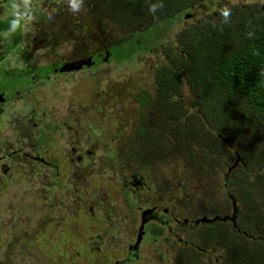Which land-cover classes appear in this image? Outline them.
<instances>
[{
    "label": "rangeland",
    "instance_id": "374dc122",
    "mask_svg": "<svg viewBox=\"0 0 264 264\" xmlns=\"http://www.w3.org/2000/svg\"><path fill=\"white\" fill-rule=\"evenodd\" d=\"M155 1L156 4L165 2V0ZM204 1L196 0L195 4L191 6L190 12H183L180 19H172V22L163 19L168 15L167 5L163 4L165 9L164 7L158 8L156 14L150 12L148 8L140 11H123L125 14L147 13V16H138L139 18L134 22L131 20L132 17H128L124 27L114 24L112 20H107V26L110 29L108 27L100 29V24L96 20L97 11L106 13L111 11L107 6L108 1L99 0L97 3V0H84V17L90 18L96 28H91L90 23L84 29V41L86 45H90L92 37L95 39L96 36L104 37L106 40L104 44L110 52L109 60L100 62L97 59L94 67L88 65L78 73L68 75L52 74L48 67L45 68L46 71H41L37 67L48 64V62L58 61L60 55L64 58L67 57L73 47L71 39L60 45L61 47L53 48L51 42L49 45H41L39 41L32 44L24 42L23 45L28 47L29 55L26 59H23L22 49L20 57L19 55L15 56L12 52L3 53L7 43L10 42L9 48L15 43L12 36L17 33L18 20H16V24H13L11 20L10 27H7L8 21H5L4 18L11 14V11L1 3L0 56L3 55L4 59L3 56L0 59V89L6 90L11 96L15 91H18L19 97L14 94L16 98L3 105L4 112L0 115V156L6 147L12 150L21 148L23 143L34 144L36 138L27 141L18 136L19 131L26 132L27 129H30L29 132L32 131L33 123L44 128L46 123L51 120L63 117L69 108L78 110L83 106L84 124H88L95 118L100 122L101 117L104 118L106 114L103 113V110L107 113L117 112L119 114L123 110L136 108L135 93L142 92L154 96L157 90L154 87L152 72L166 60L161 53L178 39V34L185 27L195 22L206 24V21L211 19L206 15L198 16L200 11H203ZM227 1L249 7L264 3V0ZM47 3L49 4V1ZM22 5L25 7L23 3ZM144 5L147 6L148 2L146 1ZM35 6V9H40V4ZM121 6L124 9L125 4L123 3ZM79 11H73V13ZM212 11H215L214 8ZM212 16L219 18L216 14ZM34 19L33 15L29 19H23L24 29L33 31L31 23ZM84 21L88 20L84 18ZM6 28L8 29L5 30ZM90 29L97 30V33H93L94 31L92 32ZM144 29L146 31H143ZM138 31H143V35L145 33H147L145 35H152L151 32H153L151 46L158 49L157 54L151 48H146L136 51L129 58L127 57L130 40L124 39L134 40L138 36L136 34ZM74 34L78 33L74 32ZM89 40L91 41L88 42ZM34 72L41 76L35 75ZM47 73H49V79L42 77ZM189 96L188 93L184 97V104H189ZM37 103L40 104V107L36 105ZM32 106L36 109L35 112H31ZM97 108L102 110L100 114L96 112ZM43 111L47 113L46 117L42 116ZM91 111L93 114L89 115ZM196 114L201 116L202 111H198ZM29 118L32 119V122L29 121ZM126 119L129 120L127 116ZM194 122L196 126H200L198 119ZM54 130L50 129L46 132L44 141L39 145V151L46 157L52 156L57 159L59 171L56 176V184L51 182L53 174L50 170L46 174L41 170L42 168L34 166L32 174H30L26 165L18 161L16 163L6 162L11 167L10 177L2 175L0 172V264H167L164 258L165 248H170L174 252L176 250L174 247L179 246L177 239L171 236L164 223H156L153 228L150 225L145 227L146 221L144 220L145 228L140 229L142 220L137 207H145V203L139 199L135 206L133 205V197L128 188L121 184V178L122 175L127 176L133 170L144 171L145 167H148L147 170L152 171H146L144 175L152 188L161 192L160 189L170 186V191H173V195H175L178 188L175 184L177 179L175 175L179 173L181 175L183 167H186L188 162L185 160V150L169 143L170 151L167 152V155L165 154L166 157L163 158V161L157 162L155 155L150 153V156L139 155L137 161H131L127 165L124 152L127 153L129 150V142L116 143L118 146H111L106 151L100 147H95L93 150L96 142L91 145L93 148L88 154H85V151L90 148L84 143V161L70 164L69 150L67 151L64 138H58V132ZM78 132L80 131L78 130ZM88 132L84 131V139L88 138ZM32 134L37 135V132ZM73 134H75L74 131ZM62 135L69 134L63 131ZM179 140L175 137V142ZM221 140L224 141L223 147H226L227 140L230 141L228 138ZM213 146L202 145L195 156L193 153L191 156L197 163L201 162V158H203L207 159L213 168L216 165L218 167L223 152L211 150ZM256 149L261 148L257 147ZM26 150L28 151V149ZM257 152L251 154L252 159L264 158V149ZM181 159H183V164H181ZM143 163H145L144 166H142ZM253 165L254 167L264 166V159H260L259 165L256 163ZM202 167L200 166V169L195 171H199L198 176L202 174L200 183L206 180V176L202 173ZM123 168L127 169L122 170ZM223 171L224 168L221 169V172ZM192 176V174L191 177L185 176L189 179L185 182L188 188L199 186L196 182L198 177L193 179ZM211 184L213 185L214 182ZM242 184L244 186L248 184L249 189L255 191L252 195L256 201L263 200L259 207V214L264 216V196L261 194L262 191L264 192L263 187H256L252 183H248L245 176L242 178ZM215 196L209 200L212 201ZM260 196H263L262 199L259 198ZM169 197L170 195L163 205L175 211L173 205L170 204L172 199ZM216 203H212V205L214 206ZM187 204L188 206L192 205L188 202ZM256 211L254 214H257ZM92 213H98L99 217H94ZM255 216L257 218V215ZM161 219L169 220V224H172L171 217L167 215ZM256 224L261 231L259 236H264V225L259 222ZM242 225L248 230L256 229L254 223L244 222ZM138 228L139 231L142 230L140 236L144 235L140 244L141 251L139 250L137 258L128 259L125 247L134 243ZM104 233L109 235L105 236ZM110 234L116 238H122L121 241L124 244L122 245L121 241L117 246L111 245L112 242L108 243L109 238L113 239ZM100 235L103 239L102 242L96 240ZM181 235L185 237V240L188 238L186 231H182ZM94 238L95 240H93ZM164 238L167 240L165 241ZM89 239L92 242L88 241ZM254 241L252 239V244L247 246L243 243L241 250L247 251L252 247L254 249L257 245L264 248V241L258 240L256 243ZM200 246L208 247L203 245L201 238ZM180 252L183 254H178L181 263H186L187 259L185 258L192 260L193 253L191 251L181 249ZM201 257L200 253L197 255V259L194 258L197 264H203ZM216 259L215 255L208 260L212 262Z\"/></svg>",
    "mask_w": 264,
    "mask_h": 264
},
{
    "label": "trees",
    "instance_id": "16d2710c",
    "mask_svg": "<svg viewBox=\"0 0 264 264\" xmlns=\"http://www.w3.org/2000/svg\"><path fill=\"white\" fill-rule=\"evenodd\" d=\"M107 1L108 8L116 10V13L107 11L103 14L101 28L105 27L107 16L114 24L124 27L128 17H132L134 22L138 16L145 17L147 13L125 14L123 11L147 10L156 4L155 0ZM146 1L147 6L144 5ZM195 1L165 0L163 4L167 5L168 15L163 19L168 22L180 19L183 12H190ZM202 5L203 11L198 16H209L212 21L207 20L206 24L195 22L185 27L178 34V39L161 53L166 60L152 72L157 90L155 95L135 93L136 108L119 114L103 110L106 114L100 122L97 118L90 120L94 124L88 132L89 146L97 142L94 147L106 151L111 146H118L116 143L129 142V150L124 152L129 165L141 154L150 156L152 153L157 162L163 161L170 151L169 143L182 147L187 161L195 160L193 156L202 145H214L211 150L225 153L227 151L222 149L226 147H223L221 139L228 138L230 141L226 142L232 145L233 153L251 157L247 158L245 167H254L253 163L259 165L260 159H264L251 160V154L264 149V3L243 7L227 0H205ZM224 9L230 10L227 20L222 15ZM143 31L136 32L138 36L134 40L124 39L130 40L128 58L146 48L158 53V49L151 46L153 32L152 35H143ZM188 93L189 104H184ZM198 111H202L201 116H197ZM96 112L100 114L102 110L97 108ZM196 119L200 126H196ZM136 134L141 138L147 136L149 140H136ZM175 137L180 140L175 142ZM182 160L181 164L184 163ZM247 198L255 201L251 193ZM255 215L250 221L264 225V216L258 214L256 218ZM221 221L202 225L200 236L204 244L214 250L219 260L216 263L244 264L245 260L239 259L243 243L238 238L239 234L234 229L228 230L227 222ZM185 264L194 263L188 259Z\"/></svg>",
    "mask_w": 264,
    "mask_h": 264
},
{
    "label": "flooded vegetation",
    "instance_id": "af4514ba",
    "mask_svg": "<svg viewBox=\"0 0 264 264\" xmlns=\"http://www.w3.org/2000/svg\"><path fill=\"white\" fill-rule=\"evenodd\" d=\"M47 1H49V4ZM98 2L99 0H97V3ZM1 3L11 11V14L4 18L5 21H8L7 27H10L11 20H18L16 27L17 33L12 36L15 39V43L11 48H9L10 42L7 44L4 43L6 44V49L3 53L12 52L15 56L19 55L20 57V50L22 49L24 53L23 59H26L29 55L28 47L23 45L24 42L32 44L39 41L41 45H49L51 42V47L53 48L61 47L60 45H63L64 42L71 39L73 41V47L67 57L64 58L60 55L58 61L48 62V64L38 66L37 68H40L39 70L41 71H46L45 68L48 67L52 74L68 75L83 70L87 67L86 63L89 64V67H92L90 65L95 66L97 59H99L100 62H106L109 60H103L106 51H108V56L110 55L109 49L104 44L106 41L104 37L99 38L96 36V39L92 37V42H90L91 40L88 41L90 42V45H86V42L84 41V29H86L90 23L91 28H94L95 26L90 18L88 19L87 17H84V0H82L81 4L82 9L78 13H73V10L71 9V0H0V11L2 10ZM22 3L25 7H23ZM37 4H40V9L38 10L35 9V5ZM110 10L111 11H108L109 13H116V10ZM97 12L98 16L96 20L97 23L101 25L104 21L103 14L106 12L99 10ZM14 13H16V16ZM31 15H33L35 19L31 23L33 31L30 32L24 29L23 19H29ZM84 18L89 22H84ZM108 19L109 17L107 16L106 20ZM107 27L110 29V27L107 26L106 21L104 28ZM104 28H101L100 26V29ZM7 29L8 28L5 30ZM91 31H94L93 33H95V30ZM74 32H77L78 34H74ZM2 56L3 55L0 56V59ZM98 65L99 63L97 66ZM34 74L41 76L36 72H34ZM42 77L49 79V73ZM0 94L4 99L0 102V115H2L4 112L3 105L7 104L9 100L15 99L16 97L14 94L19 97V92L15 91L11 96L6 90L0 89ZM36 105L40 107L39 103ZM35 111L36 109L32 106L31 112ZM66 112L67 113H65L63 117H59L58 119L55 118L54 120H51V122L46 123L44 128L33 123V127L31 128L32 131L29 132L30 129H27L28 131L26 132L19 131L18 136H21L27 141L34 140V138L36 139L34 140V144L29 142L21 144L23 145L21 148L12 150H10L11 148L8 149V147L5 148L4 153L0 156V172L2 175H8V177L11 176V167L6 163L7 161L12 163L18 161L26 165L27 171H29L30 174H32L34 166L42 168L41 170L46 174L48 173V170H50L53 174L51 182L56 184V176L59 171L57 159L55 157L52 158V156L46 157L45 155L40 154L39 151V145L44 141L46 132L50 129H55L54 131L58 132V138H64L65 144L67 145V151L69 150L68 159L71 161L70 164L83 162L84 143L87 147L89 146V135L87 139H84V131H89L91 125L94 124V121H89L88 124H84L83 106L78 110L69 108ZM46 115L47 113L43 111L42 116L46 117ZM29 121L32 122V119L29 118ZM147 123L150 124L151 121H148ZM78 130L80 132H78ZM35 131L37 132V135L32 134ZM63 131L67 132L69 135H62ZM73 131L75 134L72 135ZM134 139H147L148 141L149 137L145 136L141 138L136 134ZM25 148L28 149V151ZM89 148L90 150H86L85 154H88L93 147L89 146ZM232 149V145L226 143L227 152L222 154L221 162L218 164V167L216 165L215 168L208 163L207 159L204 160L201 158V162L198 163L195 160L188 161L186 168L181 172V175L180 173L175 175L178 177L175 180V184L178 187L175 195H173V191H170V186L169 188L163 187L160 189L161 192L154 190L144 175L147 170H133V172L129 173L127 176L122 175L121 184L127 187L129 193H131L134 201L133 205L135 206L136 201L139 199H142L145 203V207H137V211L141 215V220L146 221L145 227L150 225L153 228L156 223H164L171 236L177 239L179 246L174 247L176 249H174V252L173 250H170V248H165L166 251L164 253H166V255L164 254V258L167 264L170 262V264H185L179 261L180 256H178V254L183 255L180 252L181 249L193 253L191 259L194 264H197L195 259H197V255L200 253L202 254L201 260L203 264H219L216 263V261H219L218 259H216V261L212 260V262H209L208 260L216 255L212 248L200 246V238L201 241H203L200 236V232L203 231L201 227L202 225H208L212 219H214L212 223L214 221L223 222L221 220H225L227 222L228 230L234 229L239 234L238 238L242 240L245 246L252 244V239L255 240L254 243L258 240L264 241V236H259L261 231L258 229L257 224L254 223L256 225L255 230L245 229L242 225L244 222L249 224L252 223V221H250L251 217L256 210H258L256 211L257 215L259 214V207L263 201H256V199L255 201L248 200V195L250 193L254 194L255 191H251L248 184L247 186H244L242 184V178L245 176L246 179H248V183H252V185L256 187H263L264 189V186L262 185L264 183V166H255L252 168H249V166L245 167L247 158H251L249 154H245L247 157L245 158L238 153H233ZM93 150H95V147ZM243 158H245V160ZM251 160L253 161V159ZM200 166L202 167V173L206 176V180L203 183H200V177L202 174L198 176L197 173H199V171L195 172L200 169ZM223 168L224 171L221 172V169ZM191 174L193 175V179L198 177L196 182L199 186H191L188 188L185 184L186 180H189L188 177L185 176L191 177ZM213 182L214 184L212 185L211 183ZM191 189H193V191H191ZM261 194L264 196L263 191ZM168 195H170L169 199H172L170 204L173 205L175 211L163 205V202L168 198ZM212 196L215 197L211 201L209 199H211ZM263 196H260L259 198L262 199ZM187 202L192 203V205L188 206ZM212 203H216V205L213 206ZM92 215H94V217H99L98 213H92ZM164 215L171 217L172 224H169V220L163 221L161 219ZM139 227L141 229V225ZM142 227H144V224ZM182 231H186L187 233L188 238L186 240L185 237L181 235ZM141 232L142 230L139 231L138 228L134 243H130L127 248L125 247L126 258L133 259L138 257V252L140 253L141 251L140 244L144 235H142L141 240H139L137 245L136 242L138 241ZM147 233L150 234L149 232ZM104 234L105 236L109 235L106 233ZM190 234L191 237L189 238ZM110 237L113 238H109L108 240V243L112 242L111 245L117 246L119 241L122 240V238H116L112 234H110ZM93 240H95V238ZM96 240L102 242V236L100 235ZM164 240L166 241L167 238H164ZM121 244L123 245L124 242L121 241ZM203 245H205L204 242ZM262 248L263 247H260V245H257L254 249L252 247L247 250L248 252L242 251V257L239 259L245 260L244 264H260L261 261L262 264H264V248ZM185 259L188 260V258Z\"/></svg>",
    "mask_w": 264,
    "mask_h": 264
},
{
    "label": "clouds",
    "instance_id": "9594fccd",
    "mask_svg": "<svg viewBox=\"0 0 264 264\" xmlns=\"http://www.w3.org/2000/svg\"><path fill=\"white\" fill-rule=\"evenodd\" d=\"M81 4H82V0H71V9L74 12L79 11L81 8ZM158 8H163V3L150 5L149 10L150 12L155 13ZM14 15L16 16V13H14ZM222 15L225 17V20H227L230 16V10L228 9L222 10ZM12 23L16 24L17 21L14 19Z\"/></svg>",
    "mask_w": 264,
    "mask_h": 264
},
{
    "label": "water",
    "instance_id": "95a60500",
    "mask_svg": "<svg viewBox=\"0 0 264 264\" xmlns=\"http://www.w3.org/2000/svg\"><path fill=\"white\" fill-rule=\"evenodd\" d=\"M108 59V51H106V53H105V57H104V61H106ZM91 64V63H90ZM86 65L88 66L89 64L88 63H86ZM72 66V65H71ZM4 99L2 98V95L0 94V102H2ZM214 219H212L211 221H213ZM143 223H144V220L142 221V223H141V229H142V226H143ZM140 235H139V237H138V241L136 242V245H137V243L139 242V240H140Z\"/></svg>",
    "mask_w": 264,
    "mask_h": 264
}]
</instances>
